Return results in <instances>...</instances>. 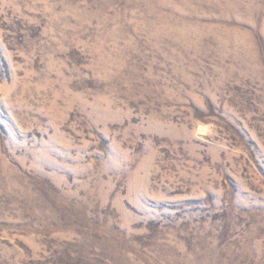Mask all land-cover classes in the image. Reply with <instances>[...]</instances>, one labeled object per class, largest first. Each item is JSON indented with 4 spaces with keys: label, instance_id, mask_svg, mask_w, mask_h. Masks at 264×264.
Segmentation results:
<instances>
[{
    "label": "rangeland",
    "instance_id": "374dc122",
    "mask_svg": "<svg viewBox=\"0 0 264 264\" xmlns=\"http://www.w3.org/2000/svg\"><path fill=\"white\" fill-rule=\"evenodd\" d=\"M0 264H264V0H0Z\"/></svg>",
    "mask_w": 264,
    "mask_h": 264
}]
</instances>
